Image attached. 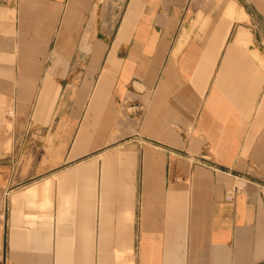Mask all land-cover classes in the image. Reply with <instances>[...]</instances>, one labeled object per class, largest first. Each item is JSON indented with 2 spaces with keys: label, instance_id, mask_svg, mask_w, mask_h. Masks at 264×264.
I'll return each instance as SVG.
<instances>
[{
  "label": "crops",
  "instance_id": "obj_1",
  "mask_svg": "<svg viewBox=\"0 0 264 264\" xmlns=\"http://www.w3.org/2000/svg\"><path fill=\"white\" fill-rule=\"evenodd\" d=\"M263 45L264 0H0V264H264Z\"/></svg>",
  "mask_w": 264,
  "mask_h": 264
},
{
  "label": "rangeland",
  "instance_id": "obj_2",
  "mask_svg": "<svg viewBox=\"0 0 264 264\" xmlns=\"http://www.w3.org/2000/svg\"><path fill=\"white\" fill-rule=\"evenodd\" d=\"M261 48L259 49L262 53H264V45L263 46H260ZM256 49L258 50V48L256 47ZM258 50V51H259ZM71 58H72V56H71ZM69 62V63H68ZM260 64H261V66L263 67L264 66V61L262 60H260ZM79 66H78V63L76 62V63H73V61H66L65 62V70H67V73H69V77L67 78V79H65V83H69V88H71V87H73V86H77V84H78V82H77V80H78V78H73V77H71V74H72V72H73V70H74V68H78ZM84 67V62H81L80 63V68H83ZM68 87V86H67ZM76 116V117H78V119H80L79 120V122L82 124V122L84 121V119H85V115H86V105L85 106H83V109H82V111H81V113L78 115V110L76 111V115H74V113H73V111L71 110V112H69V113H65V116ZM6 260H4V262H5Z\"/></svg>",
  "mask_w": 264,
  "mask_h": 264
}]
</instances>
